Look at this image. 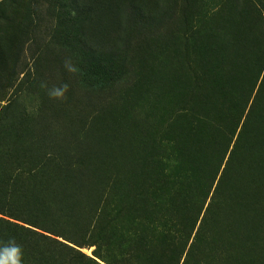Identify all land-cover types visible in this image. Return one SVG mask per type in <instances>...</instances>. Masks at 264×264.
Listing matches in <instances>:
<instances>
[{"label": "trees", "instance_id": "16d2710c", "mask_svg": "<svg viewBox=\"0 0 264 264\" xmlns=\"http://www.w3.org/2000/svg\"><path fill=\"white\" fill-rule=\"evenodd\" d=\"M19 1L0 0V103L5 102L0 105V241L15 238L24 251L23 264H181L184 253L186 264L192 250L205 264L218 262L217 247L196 249L215 237L208 217L189 244L218 175L209 163L193 168L187 159L188 134L200 143L209 127L201 122L209 119L191 112L206 105L197 93L209 79L226 87L225 99L243 96L247 103L241 116L246 122L230 153L239 126L222 125L230 137L216 133L228 140L224 151L192 146L213 152L219 168L225 161L208 213L228 177L232 174L237 182L250 158L264 169V148L254 147L255 142L264 145V121L254 120L256 110L264 117V0H182L174 5L171 0ZM189 2L193 7L188 8ZM40 8L47 10L54 41L34 60L57 61L63 74L60 84L68 83L69 91L55 111L52 105L40 110L38 104L32 117L4 96L7 90L20 93L26 84L37 82L36 74L21 69L26 67V48L35 42L34 30L44 23ZM56 49L67 55H51ZM43 51L35 47L34 53ZM69 58L79 69L75 74L65 70ZM199 60L203 65L194 72ZM76 89L106 101L93 121L74 116ZM109 96L114 97L107 102ZM151 101L159 107L160 125L170 115L171 122L161 131L157 126L151 130ZM59 114L64 121L56 123ZM184 128L183 140L157 139ZM143 144L142 156L136 154L127 169L141 171L142 182L125 195L128 190L120 188H129L126 179L118 177L119 168L112 173L108 164L115 152L133 154ZM251 186L241 191V199L248 192L255 199L233 211L258 209L256 187L264 186ZM250 226L243 221L240 227ZM170 239L182 250H169ZM92 246L94 258L80 252ZM250 246L249 257L258 253L255 257L264 264V241Z\"/></svg>", "mask_w": 264, "mask_h": 264}, {"label": "rangeland", "instance_id": "374dc122", "mask_svg": "<svg viewBox=\"0 0 264 264\" xmlns=\"http://www.w3.org/2000/svg\"><path fill=\"white\" fill-rule=\"evenodd\" d=\"M16 2H20L19 0H15ZM172 4H175V1L179 3V1L182 0H171ZM164 3H162L163 5ZM193 2H189L188 8L193 7ZM47 5L45 4V7ZM42 11V20H44V23L40 25L39 28L35 29V34L32 36V40H35L33 44H31L28 48H26V51L24 52V59H25V70L21 72H33V74H36L38 78H36L37 82L32 84H26L27 88H24L22 92H16L15 89L13 90H7L5 101L7 100H15V103L18 104L19 108L28 114L29 116L34 117V109L35 106L38 104H41L43 108H40V110H45V108H49L51 105L54 109V111L57 109L58 106H60L61 100H54L50 99L47 93V90L45 88L41 87L42 82H46L48 85V88H51L55 85H59L62 77V72L59 70V65L57 61H48V64L46 63H37L34 60L35 55H45V50L48 49V45L53 44V37L49 36V31L52 30L53 25H51V21L48 19L46 13V8H40ZM172 36V35H171ZM35 47H43L44 51L41 53H34ZM61 50V47H59ZM59 55L61 56L67 55L64 52H60L58 49L51 50V55ZM164 55V54H162ZM173 55V54H168ZM204 62V60H203ZM203 62H200V60L196 64V69L194 72H199L201 69V66L203 65ZM73 65L74 62L72 61ZM172 63V62H171ZM206 63V62H205ZM220 64V63H219ZM55 68V69H54ZM205 71V70H204ZM68 72V71H67ZM24 75H21V80L23 79ZM183 76V81L188 82L190 77L188 75H181ZM20 79V78H19ZM22 83V82H20ZM222 84V81H221ZM226 87L220 85L217 82H214L213 80L209 79L207 80L203 86L200 88L199 92L197 93V96L204 97L206 99V105L201 109L197 108L196 112H191V114H195L197 112H200L201 115L198 116L199 119H209V120H201L202 123L209 125V127L205 130V133H203V136L201 137L200 143L197 140V137L191 133L188 134L187 139L190 143V146L188 147L187 151V159L190 163V165L194 168L197 167L200 164H206L209 163L210 167L216 172H218L217 180L215 182V185L211 191V194L203 207L202 212L199 214V220L195 226L194 232L191 236V240L189 244H192L195 239V234L200 226L202 219L205 217H208V220L206 221L208 224V227L211 229H214L215 237H212V242L209 243L207 241L202 242V246H196L197 250L203 249L206 246H214L217 247L219 261L214 260V264H225L226 263V257L228 259L227 264H262V260H258L255 256L258 254H255L254 256L249 257V253L247 250L251 249L250 244L252 242L256 241H264V188L259 190L256 187V198L258 201V209L256 211L247 210L246 208H243L242 210L233 211L231 208L237 209L236 205L239 209L243 207L245 202L248 199V205L250 202L255 199L250 194L252 193H245V197L241 199L242 195L241 192L243 189L252 186H264V169H259L257 164L253 161V158H250L248 163L243 166V169H240L237 182L232 181L233 176L232 174L228 177L226 180V183L222 186V189L220 191V196L218 198V201H216L214 206L212 207L211 212H206V209L208 208V205L211 201V196L213 194V190L219 181L222 171L225 167V161L221 164V167L219 168L218 163H214V154L213 152L209 151L205 153L203 150H197L192 149V146H208L210 148H213L214 150H226L228 148V140H225L223 138H220L216 135V133H220L221 135L224 134L225 136L230 137L231 132L225 131L222 127H233L239 126L237 128V131L235 133V136L232 140V143L229 145V153L233 148L235 138H237L240 126L242 125V122H246L241 118L242 116V110L244 106H246V102L242 100L243 96L240 97L238 100L237 95L230 96V98L236 97V100H232L229 97L225 99L224 97V91ZM77 91V105L76 107L72 108L73 114L78 115L79 118H85L88 120H92L94 118V115H99V110L106 108V101L102 98V96L83 92L81 89H76ZM112 97L109 96L106 97L107 102L112 101ZM244 99V98H243ZM5 102H1L0 105H4ZM157 103H149L147 107V111L150 110L151 112L155 113V120L153 121V124L151 126V130H153L156 126V130H163L166 128L169 123L171 122L170 115H167V118L165 119L166 125H160L162 123L161 117L159 114L156 113ZM248 107L246 108V113L248 112ZM256 110V109H255ZM19 111V110H18ZM180 112V111H177ZM177 112H175L174 116L177 120ZM245 113V114H246ZM18 114V113H17ZM53 114V112H52ZM261 111L256 110L255 112V119L259 123L264 121V117H261ZM181 117L183 118L184 115L181 114ZM64 116V115H63ZM60 114L57 117L56 123L64 119H60ZM196 120V119H195ZM28 121L35 122V119H28ZM90 121V122H92ZM54 122V121H53ZM168 122V123H167ZM214 123V124H213ZM213 124V125H212ZM215 126V127H214ZM216 127L220 130L215 132ZM257 130H263L262 127L258 125ZM263 133V131H261ZM186 133V129L184 128L183 131L177 134L173 135H165L158 137L159 138H169L172 141L175 142V138H181L183 140V136ZM157 134V133H156ZM197 140V141H196ZM196 141L194 144L193 142ZM133 145L132 147H134ZM146 144H143V146L138 147L136 152H133V154H125V152L117 151L112 155V159L108 164V168H111V172H115L117 168H119L120 172H118V177L121 178V180L126 179L129 188L127 185L121 186L120 189L122 190H128L125 195H128L129 192H132L131 189L134 188V186L141 181L142 175L141 171L135 172V171H128V165L133 163L132 158L136 161V157L142 156L143 150L146 147ZM254 147L256 150H260L264 148L263 146H259L258 142H255ZM229 153L227 154V158L229 156ZM137 154V155H136ZM255 155V153L253 152ZM226 160V159H225ZM113 164V165H112ZM219 168V170H218ZM230 172L233 174H236L238 170L229 169ZM256 183V184H255ZM258 184V185H257ZM251 186V187H252ZM108 195V199L111 197ZM254 195V194H252ZM111 200V198H110ZM220 205V206H219ZM222 207L223 210H220L219 208ZM105 212V210H104ZM107 215L108 214V211ZM188 213V212H187ZM105 218L108 220V217L104 215ZM243 221H248L251 226L250 229L241 228L240 226L243 225ZM83 235H75L76 239L81 238ZM170 242L172 243L171 246H167L169 250L173 249L175 251H181L182 247L179 245V242L176 239H170ZM190 247V245H189ZM223 247L226 249V252L221 251L220 248L223 249ZM95 246L92 247H84L80 249V252L84 255L94 258L93 253L95 251ZM188 249V246H187ZM186 249V250H187ZM159 250L162 252L161 246L159 247ZM167 251H165L166 253ZM186 252V251H185ZM163 253V252H162ZM183 256V259L181 261V264L183 263L186 253ZM225 254V255H223ZM155 260H160L159 258H156ZM159 262V261H158ZM253 262V263H252ZM150 264V263H149ZM186 264H205L203 262V258L201 255H199V252L192 250L190 253L189 259H187Z\"/></svg>", "mask_w": 264, "mask_h": 264}, {"label": "clouds", "instance_id": "9594fccd", "mask_svg": "<svg viewBox=\"0 0 264 264\" xmlns=\"http://www.w3.org/2000/svg\"><path fill=\"white\" fill-rule=\"evenodd\" d=\"M65 70L69 73H77L79 69L75 67L71 59L64 61ZM41 87L47 90L50 99L65 100L69 91L68 83H61L48 88L46 82L41 83ZM24 251L21 245L17 244L15 238H9L7 241H0V264H23Z\"/></svg>", "mask_w": 264, "mask_h": 264}]
</instances>
